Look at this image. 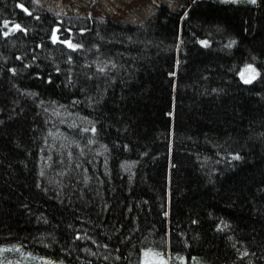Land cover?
Masks as SVG:
<instances>
[{
  "label": "trees",
  "instance_id": "trees-1",
  "mask_svg": "<svg viewBox=\"0 0 264 264\" xmlns=\"http://www.w3.org/2000/svg\"><path fill=\"white\" fill-rule=\"evenodd\" d=\"M159 260L264 264V0H0V264Z\"/></svg>",
  "mask_w": 264,
  "mask_h": 264
},
{
  "label": "rangeland",
  "instance_id": "rangeland-1",
  "mask_svg": "<svg viewBox=\"0 0 264 264\" xmlns=\"http://www.w3.org/2000/svg\"><path fill=\"white\" fill-rule=\"evenodd\" d=\"M39 6L67 16L92 15L123 23H143L153 17L161 5L174 11L191 0H34ZM162 260V259H161ZM160 263H163L159 260ZM149 264V263H147ZM164 264V263H163ZM168 264V262L166 263Z\"/></svg>",
  "mask_w": 264,
  "mask_h": 264
},
{
  "label": "snow or ice",
  "instance_id": "snow-or-ice-1",
  "mask_svg": "<svg viewBox=\"0 0 264 264\" xmlns=\"http://www.w3.org/2000/svg\"><path fill=\"white\" fill-rule=\"evenodd\" d=\"M253 3H255V0H252ZM27 11V10H25ZM17 28H19V25L16 26ZM69 47H75V45H72L71 43H69ZM246 83L247 82H250V81H245Z\"/></svg>",
  "mask_w": 264,
  "mask_h": 264
}]
</instances>
